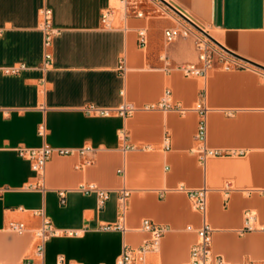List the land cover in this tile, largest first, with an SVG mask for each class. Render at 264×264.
Wrapping results in <instances>:
<instances>
[{
    "label": "crops",
    "instance_id": "obj_1",
    "mask_svg": "<svg viewBox=\"0 0 264 264\" xmlns=\"http://www.w3.org/2000/svg\"><path fill=\"white\" fill-rule=\"evenodd\" d=\"M168 1L264 66V0ZM44 7L61 28L50 46ZM187 23L161 0H128L126 11L113 0H0V264H118L125 247L135 264H187L204 215L180 187L204 185L213 254L264 264V67L224 50L206 76L187 75L184 65L203 64L197 28L166 37ZM15 65L25 66L11 71ZM164 100L189 110L163 109ZM122 104L135 109L121 114ZM199 104L208 108L206 144L222 151L205 164L195 136ZM43 145L73 152L55 150L41 174L19 149ZM91 183L109 190L102 204L83 189ZM45 219L57 232L40 252ZM144 219L166 230L140 252L152 237Z\"/></svg>",
    "mask_w": 264,
    "mask_h": 264
},
{
    "label": "built area",
    "instance_id": "obj_2",
    "mask_svg": "<svg viewBox=\"0 0 264 264\" xmlns=\"http://www.w3.org/2000/svg\"><path fill=\"white\" fill-rule=\"evenodd\" d=\"M123 4V9L126 11V7L128 4V0H120ZM179 6V5H178ZM180 7V6H179ZM181 8V7H180ZM182 9V13L189 17L192 16L185 9ZM112 10L106 9L103 12L102 19L105 23L109 24L110 14ZM138 15H142L141 11H137ZM42 29L45 33V44L50 46L53 38L61 32V28L54 26L52 24V9L49 7H44L42 9ZM194 26L189 24V26L178 27V28H170L166 30V37L168 40H172L177 37L179 34L183 33L184 35H188L193 33L192 29ZM196 29V28H195ZM198 30V29H196ZM140 41L141 43H146V31L141 29L139 31ZM196 42L198 44V48L200 50V58L203 61L201 66H197L195 64H187L182 67L183 71L187 75H201L206 76L209 69L213 66L214 57L218 54L222 59L226 58V53L224 50L213 47L207 38H203L202 36L196 33ZM47 57L50 58L51 54L47 53ZM237 64V63H235ZM25 65L20 66H12L10 67L11 71H18L23 68ZM170 94V90L166 91V95ZM163 109H175L182 113H185L189 110L188 107L177 105L170 103L168 100H164L160 105ZM135 107L131 104H122L117 108V111L121 114L131 113ZM197 109L200 113V119L198 122V127L196 130V139L201 142L200 148V160L203 164L206 163V160L211 155H220L222 151L218 149H212L207 146L206 140L208 135V120H207V112L208 108L202 104H199ZM88 111H98L102 114H108L112 109L106 107H97L94 105H90L87 107ZM45 127L42 126L40 129L41 133H44ZM166 141L169 142V135H166ZM57 150L61 154L72 153V149L66 148H58L55 149L50 145H43L40 147H20V154L27 156L32 160L33 168L38 172L43 174L47 161L51 157L52 153ZM85 148L81 149V152H85ZM85 191H97L99 195L100 204H102L109 196V190L99 187L95 183H91L87 186H82ZM180 189H185L188 191L190 197L193 200L194 207L199 210L204 215L203 224L198 228V239L192 245L190 250V260L187 264H227V262L220 255H214L212 252V226L208 222L206 218L207 208H208V191L209 188L204 185L198 188H185L180 187ZM6 190V187L0 186V194H2ZM62 201L64 202V192H60ZM130 195V189L123 186L120 188L119 199L122 204L123 210H125L128 196ZM143 227L146 230H149L152 234L150 240L144 241V243L138 248V251L144 252L150 248L156 247L159 239L164 234L166 227L162 224L156 223L150 219H144ZM12 228L18 231H22L24 229L23 223H13ZM56 229H54L51 221L49 219H45L43 225L37 231L38 236L42 240V243L39 245L38 249L40 252L43 250V242L48 239L52 234L56 233ZM133 249L125 247L122 256L120 257L118 264H135L133 262Z\"/></svg>",
    "mask_w": 264,
    "mask_h": 264
},
{
    "label": "water",
    "instance_id": "obj_3",
    "mask_svg": "<svg viewBox=\"0 0 264 264\" xmlns=\"http://www.w3.org/2000/svg\"><path fill=\"white\" fill-rule=\"evenodd\" d=\"M162 2H164L166 5H168L171 9H173L175 12H177L181 17H183L185 20H187L189 23H191L195 28H197L199 31H201L205 36L209 37L212 41H214L217 45H219L221 48H223L224 50L228 51L229 53L243 58L255 65L264 67L262 65H259L258 63H255L249 59H246L245 57H242L236 53H234L233 51H231L230 49H228L227 47H225L220 41H218L212 34H210L200 23L199 21L193 17V16H186L184 13H182V9L174 2L168 1V0H161Z\"/></svg>",
    "mask_w": 264,
    "mask_h": 264
},
{
    "label": "rangeland",
    "instance_id": "obj_4",
    "mask_svg": "<svg viewBox=\"0 0 264 264\" xmlns=\"http://www.w3.org/2000/svg\"><path fill=\"white\" fill-rule=\"evenodd\" d=\"M113 4H114V6H116L117 8H119V9H123V4H122V2L120 1V0H113ZM187 25H189L188 23H187ZM194 28V27H193ZM195 29V28H194ZM210 34H212L213 36L215 35L216 37H218V35H217V33H215L213 30H211L210 28H205ZM196 31V33L198 34V35H200V36H202L203 38H207L208 40H209V42H210V44L213 46V47H218V48H220V49H222V50H224L223 48H221L219 45H217L214 41H212L209 37H207V36H205L201 31H199V30H195Z\"/></svg>",
    "mask_w": 264,
    "mask_h": 264
},
{
    "label": "bare ground",
    "instance_id": "obj_5",
    "mask_svg": "<svg viewBox=\"0 0 264 264\" xmlns=\"http://www.w3.org/2000/svg\"><path fill=\"white\" fill-rule=\"evenodd\" d=\"M214 37H216L215 35H214ZM217 38V37H216Z\"/></svg>",
    "mask_w": 264,
    "mask_h": 264
}]
</instances>
